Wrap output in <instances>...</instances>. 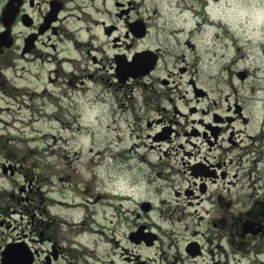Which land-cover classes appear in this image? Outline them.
<instances>
[{
  "label": "rangeland",
  "instance_id": "rangeland-1",
  "mask_svg": "<svg viewBox=\"0 0 264 264\" xmlns=\"http://www.w3.org/2000/svg\"><path fill=\"white\" fill-rule=\"evenodd\" d=\"M140 5L150 10L157 0ZM219 11L227 22L225 72L200 83L219 84L252 116V104H264V0H221ZM153 37L138 46H153ZM47 76L33 69L8 71L1 79L0 264L1 250L17 241L38 251L34 264H46L54 246L59 256L53 264H189L184 249L193 233H213L205 218L219 213L218 182L206 181L202 190L190 168L201 166L202 139L190 138L198 147L188 142L185 131L192 127L169 123L139 90L98 86L68 93L64 77L49 83L55 77ZM176 79L174 94L181 97L187 77ZM102 200L114 205L100 207ZM146 201L153 205L149 211L141 207ZM66 203L83 207L70 210ZM141 225L159 236L154 246L130 240ZM205 234L197 237L207 254L194 264L227 262L218 235L208 243ZM230 262L237 264L232 256Z\"/></svg>",
  "mask_w": 264,
  "mask_h": 264
},
{
  "label": "flooded vegetation",
  "instance_id": "flooded-vegetation-1",
  "mask_svg": "<svg viewBox=\"0 0 264 264\" xmlns=\"http://www.w3.org/2000/svg\"><path fill=\"white\" fill-rule=\"evenodd\" d=\"M140 1L146 0H0V86L8 71L34 69L55 77L49 83L64 77L68 93L98 86L110 92L139 90L169 123L192 127L185 131L188 142L198 147L190 138L202 139L201 166L190 167L203 181L202 190L206 181L218 182L219 213L205 218L213 233H193L184 249L189 264L207 254L200 234L208 243L218 235L227 262L212 264H232L231 256L237 264H264V104H252L251 116L246 106L231 101L233 93L223 95L219 84L200 83L208 74L225 72L221 43L227 22L219 11L221 0H157L146 11ZM152 35L153 46H138ZM184 76L189 89L177 97L173 84ZM158 241L157 235L150 246ZM52 249L45 263L50 258L53 264L54 251L58 258L59 250Z\"/></svg>",
  "mask_w": 264,
  "mask_h": 264
},
{
  "label": "water",
  "instance_id": "water-1",
  "mask_svg": "<svg viewBox=\"0 0 264 264\" xmlns=\"http://www.w3.org/2000/svg\"><path fill=\"white\" fill-rule=\"evenodd\" d=\"M245 76L246 75H241L242 78ZM195 175H198V173L196 172ZM142 208L145 211H149L151 209V204L149 202H144L142 204ZM145 228V225H141L136 231L131 232L130 239L137 244L144 241L150 246L157 239V234L153 232H145ZM191 245H189L187 249L189 253H192ZM52 254L55 259H57L56 252L54 251ZM1 255L2 264H34L35 258L38 255V251L28 248V244L25 241H17L8 243L2 250ZM193 255H196V253L193 252ZM47 263H51L50 258L48 259Z\"/></svg>",
  "mask_w": 264,
  "mask_h": 264
},
{
  "label": "bare ground",
  "instance_id": "bare-ground-1",
  "mask_svg": "<svg viewBox=\"0 0 264 264\" xmlns=\"http://www.w3.org/2000/svg\"><path fill=\"white\" fill-rule=\"evenodd\" d=\"M100 198H102V196H100ZM114 205V203H111L110 201H105L102 200L99 203V206H105V207H112ZM66 207L70 210L72 209H81L83 207V205L81 203H75V204H70V203H66ZM82 231L87 232L88 234H94V233H98V230L92 228V227H83Z\"/></svg>",
  "mask_w": 264,
  "mask_h": 264
}]
</instances>
